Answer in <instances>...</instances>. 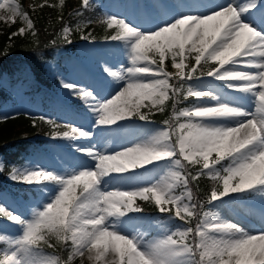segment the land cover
Here are the masks:
<instances>
[{"label": "snow or ice", "instance_id": "obj_1", "mask_svg": "<svg viewBox=\"0 0 264 264\" xmlns=\"http://www.w3.org/2000/svg\"><path fill=\"white\" fill-rule=\"evenodd\" d=\"M64 4L44 0L38 6ZM163 7L145 26L111 13L86 18L96 4L81 0L75 26L65 24L50 41L53 48L70 45L78 34L95 43L84 29L98 23L105 33L114 30L103 39L119 42L128 64L102 69L110 89L57 74L60 88L83 111L65 122L29 117L34 128L38 121L46 124L45 135L68 144L79 162L56 168L35 158L20 164L0 158V174L7 171L10 181L31 186L40 197L17 211L0 194V221L19 228L13 235L0 224V264H73L86 253L96 261L111 254L105 264H264V227L253 233L212 210L233 194H264V0ZM0 12V20L15 23L19 17L25 25L9 41L30 35L32 50L39 47L34 21L16 0H0ZM169 101L171 115L153 135L120 150L99 145V137L114 125L123 127L122 121L154 123V110L165 113ZM143 172L156 175L124 186ZM201 177L213 182L203 200L191 186ZM137 201L184 226L162 225L164 231L149 238L137 231L145 211ZM58 251L67 253L65 260Z\"/></svg>", "mask_w": 264, "mask_h": 264}, {"label": "rangeland", "instance_id": "obj_2", "mask_svg": "<svg viewBox=\"0 0 264 264\" xmlns=\"http://www.w3.org/2000/svg\"><path fill=\"white\" fill-rule=\"evenodd\" d=\"M16 2L20 4L19 0H16ZM43 2L44 0H41L33 4L32 7L36 6L35 9H37L39 7L38 5ZM186 2L199 3L210 2V0H106L105 8L106 13L118 14L121 17H127L134 23L148 26L146 21L158 18L165 12L163 5L172 3L183 4ZM48 3L59 5V0H48ZM0 15H4V13L0 12ZM24 26L23 21L19 17H17L15 23L0 20V34L10 28H13V33ZM106 64L127 66L126 52L122 50L119 42H105L103 38L99 39V37H96L95 43L80 39L77 42L73 41L67 47H59L53 58L45 60L44 69L45 75L48 78L47 86L37 83L30 70L23 72L25 79L20 78L16 81H13L8 74L2 73L0 76V88L6 89L10 95L8 105L4 107L3 115L7 116L11 113L25 112L33 117L46 115L57 119L58 122L70 121L76 113L82 112L83 109L76 101L68 96L67 90L60 88L57 74H63L84 84L96 83L101 87L110 89L107 83L110 78L106 77V74L102 71ZM165 67L168 71H174L168 61L165 62ZM205 79L208 81L212 80L211 77ZM35 84L37 87L33 86ZM33 87L35 88L31 89ZM152 121L154 120L152 119ZM122 122L124 125L122 129L116 131V128L112 127L114 129L111 128L110 131L103 134L106 136L109 133L107 135L109 144L106 146H103L102 143L104 136L99 137V145L102 148H106L109 151L113 149L120 150L125 145H132L135 142L153 135L156 130V125H161L155 121L154 123H148L135 119ZM47 128V132H49L50 129L48 126ZM138 130V137L132 138V132ZM122 134L123 136L121 138ZM38 138L44 139L45 142L38 144L34 153L28 154L26 158H35L45 167L56 168L65 166L67 163L79 162L78 154H75L71 147L63 141L49 139L46 135L38 136ZM0 158L4 160L1 153ZM155 175L156 173L154 172H143L139 181H129L124 186H130L138 182L146 183L151 181ZM4 180L14 187L17 185L28 186L10 181L7 175ZM0 194L7 197L5 203L17 211H22V206L26 202H35L40 199L39 194H31L28 197H23L12 191L0 192ZM233 195H236L235 199L226 197L225 200L228 201L227 203L212 210L218 212L222 220L237 222L247 231L252 229L250 232L258 233L264 227V209L258 204V202L264 201V194L257 192L244 197L238 194ZM140 215L144 217V222L136 225L137 231H147L149 238H157L164 231L162 225H166L169 229L184 226L182 221H170L167 214L143 212ZM0 224L4 225V230L8 233L15 235L19 232V228L7 221H0ZM48 252L51 253L50 251ZM87 255L86 253L84 257L76 258L73 264H81V262L82 264H105V261L111 256L109 255L105 260L96 261L95 259L89 260Z\"/></svg>", "mask_w": 264, "mask_h": 264}, {"label": "trees", "instance_id": "obj_3", "mask_svg": "<svg viewBox=\"0 0 264 264\" xmlns=\"http://www.w3.org/2000/svg\"><path fill=\"white\" fill-rule=\"evenodd\" d=\"M21 7L28 11L29 16L33 19L38 36L35 38L39 42V47L32 50L33 37L17 35L9 41L13 28L8 29L6 32L0 34V53H2L11 43L12 47L8 49V55H0V76L2 73L8 74L13 81L23 77V72L30 70L37 83H48V78L45 75L44 61L54 57L56 50L59 47H67L68 45L58 42L57 47L53 48L50 41L55 39L60 30L65 24L75 26L78 17L73 15L74 11L80 7L81 0H65L64 6L45 7L33 10L32 5L40 2L41 0H19ZM58 2V1H56ZM96 9L93 13H88L86 18L91 17L97 19L102 17L105 12V0H94ZM49 4V3H48ZM62 16V19H61ZM85 32L92 31L96 37H102L105 34H112L114 30H109L105 33L102 25L96 23L84 29ZM79 35L73 36V41H79ZM170 63V61H169ZM36 87V84L33 85ZM33 87L32 89H34ZM8 95L5 89L0 88V117L3 115L4 107L8 105ZM170 101L166 102L168 105L166 112L161 114L155 112L151 116L152 119L158 123H162L171 115ZM187 106V103L180 105V107ZM31 115L25 112L11 113L7 117H14L13 119H0V153L3 155L4 161L8 164H20L28 154L34 153L39 142H44L42 138H38L47 133L48 128L46 124L38 121V127L32 126V121L29 118ZM33 117V116H32ZM38 138V139H37ZM7 171L0 174V191H5L6 188L15 191V193L28 196L34 195L30 187H10L5 183V176ZM212 181L207 177H201L198 182H193L191 185L194 193L201 200L205 198L209 191ZM14 188V189H13ZM144 203V208L147 213L155 214L158 211L155 207ZM46 252H53L52 249H45ZM61 260H65L67 253L58 251Z\"/></svg>", "mask_w": 264, "mask_h": 264}, {"label": "bare ground", "instance_id": "obj_4", "mask_svg": "<svg viewBox=\"0 0 264 264\" xmlns=\"http://www.w3.org/2000/svg\"><path fill=\"white\" fill-rule=\"evenodd\" d=\"M142 25H144V24H142ZM145 26H146V25H145ZM120 123L122 124L123 122H120ZM112 127H115V128H116V129H115L116 131L122 129V127H118V126H115V125L112 126ZM112 129H114V128H112ZM109 131H110V130H109ZM114 132H115V131H114ZM138 132H139V130H138V131H133L132 134H131V137H132V138H137L138 135H139ZM108 134H109V133H108ZM108 134H107V135H108ZM107 135H106V136L103 135L104 137L102 136V137L104 138V139H102L103 146H106L107 144H109V141H108L109 138L107 137ZM122 136H123V134L121 135V138H122ZM115 138H116V136H115ZM121 140H122V139H121ZM258 204H259V206H262V208L264 209V201H262V202H258ZM250 230H252V229H250ZM250 230H249V231H250ZM255 230H256V229H255ZM255 230H254V231H255ZM109 255H111V254H109Z\"/></svg>", "mask_w": 264, "mask_h": 264}]
</instances>
